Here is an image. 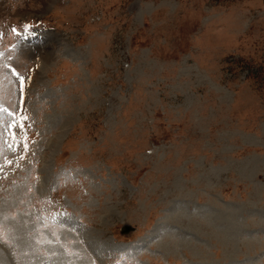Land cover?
Segmentation results:
<instances>
[{"label": "rangeland", "instance_id": "374dc122", "mask_svg": "<svg viewBox=\"0 0 264 264\" xmlns=\"http://www.w3.org/2000/svg\"><path fill=\"white\" fill-rule=\"evenodd\" d=\"M0 264H264V0H0Z\"/></svg>", "mask_w": 264, "mask_h": 264}, {"label": "water", "instance_id": "95a60500", "mask_svg": "<svg viewBox=\"0 0 264 264\" xmlns=\"http://www.w3.org/2000/svg\"><path fill=\"white\" fill-rule=\"evenodd\" d=\"M135 230V227L130 225V224H127V223H124L122 224V226L120 227V234L121 235H129L130 233H132L133 231Z\"/></svg>", "mask_w": 264, "mask_h": 264}, {"label": "snow or ice", "instance_id": "6c2138e0", "mask_svg": "<svg viewBox=\"0 0 264 264\" xmlns=\"http://www.w3.org/2000/svg\"><path fill=\"white\" fill-rule=\"evenodd\" d=\"M24 27H25V28H27L28 26H27V25H25ZM13 31L15 32L16 30H15V29H13Z\"/></svg>", "mask_w": 264, "mask_h": 264}]
</instances>
